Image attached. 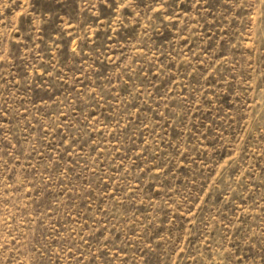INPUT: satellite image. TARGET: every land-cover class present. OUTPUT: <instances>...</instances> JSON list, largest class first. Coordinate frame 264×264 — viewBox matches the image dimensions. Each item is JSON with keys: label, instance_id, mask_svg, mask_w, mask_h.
Masks as SVG:
<instances>
[{"label": "rangeland", "instance_id": "374dc122", "mask_svg": "<svg viewBox=\"0 0 264 264\" xmlns=\"http://www.w3.org/2000/svg\"><path fill=\"white\" fill-rule=\"evenodd\" d=\"M0 264H264V0H0Z\"/></svg>", "mask_w": 264, "mask_h": 264}]
</instances>
